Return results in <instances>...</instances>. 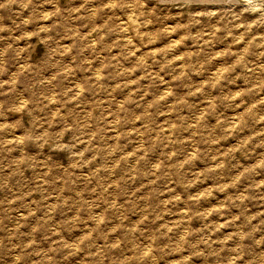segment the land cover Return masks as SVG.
<instances>
[{
  "label": "rangeland",
  "instance_id": "374dc122",
  "mask_svg": "<svg viewBox=\"0 0 264 264\" xmlns=\"http://www.w3.org/2000/svg\"><path fill=\"white\" fill-rule=\"evenodd\" d=\"M188 3L0 0V264H264V0Z\"/></svg>",
  "mask_w": 264,
  "mask_h": 264
},
{
  "label": "bare ground",
  "instance_id": "6f19581e",
  "mask_svg": "<svg viewBox=\"0 0 264 264\" xmlns=\"http://www.w3.org/2000/svg\"><path fill=\"white\" fill-rule=\"evenodd\" d=\"M157 1V0H156ZM167 2H171L172 4H175V3H181V4H183V3H188V0H166ZM198 1H203V0H198ZM204 1H211V0H204ZM220 3H221V1H220ZM219 3V4H220ZM189 4V3H188ZM187 4V5H188ZM208 4V3H207ZM180 5V4H179ZM191 5V4H190ZM216 70V69H215Z\"/></svg>",
  "mask_w": 264,
  "mask_h": 264
}]
</instances>
